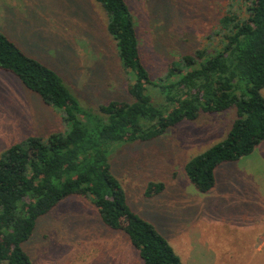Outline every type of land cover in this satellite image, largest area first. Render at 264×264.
Wrapping results in <instances>:
<instances>
[{"label":"rangeland","instance_id":"374dc122","mask_svg":"<svg viewBox=\"0 0 264 264\" xmlns=\"http://www.w3.org/2000/svg\"><path fill=\"white\" fill-rule=\"evenodd\" d=\"M127 2L142 58L157 80L181 54L220 43L217 23L230 0ZM108 21L97 0H0V29L27 54L61 74L77 95L81 119L95 115L102 103L131 98L129 76ZM236 117V108L201 113L159 137L123 142L109 150L112 172L128 203L166 235L184 264H245L246 258L223 253H239L241 247H210L213 241L254 239L264 245V141L250 155L221 164L209 193L199 192L185 171L192 157L227 135ZM66 125L62 114L39 94L16 75L0 70V156L9 145L32 135L65 131ZM150 182H162L164 189L148 195ZM23 247L33 264H143L128 235L107 226L92 200L80 195L41 216ZM211 249L212 255L206 253ZM197 254H202L199 262ZM261 263L259 259L253 264Z\"/></svg>","mask_w":264,"mask_h":264},{"label":"trees","instance_id":"16d2710c","mask_svg":"<svg viewBox=\"0 0 264 264\" xmlns=\"http://www.w3.org/2000/svg\"><path fill=\"white\" fill-rule=\"evenodd\" d=\"M97 1L108 14V32L128 73L131 98L100 104L88 120L79 118L77 95L61 74L0 29V70L16 75L67 123L65 131L29 136L0 156V264H33L23 243L34 235L41 216L72 195L89 197L107 226L124 231L143 264H183L166 235L128 203L109 150L159 137L201 113L236 108L227 135L185 165L195 188L209 193L219 165L250 155L264 141V0H230L217 23L220 43L181 54L157 80L142 58L127 0ZM164 186L150 182L146 193H159Z\"/></svg>","mask_w":264,"mask_h":264},{"label":"crops","instance_id":"0c3cea01","mask_svg":"<svg viewBox=\"0 0 264 264\" xmlns=\"http://www.w3.org/2000/svg\"><path fill=\"white\" fill-rule=\"evenodd\" d=\"M19 81L22 83V81L20 79H19ZM260 145L261 144H259L258 146H260ZM216 178H217V169H216ZM216 183H217V180H216ZM204 194H206V193H204ZM215 246H221V247H224V248H235L236 246L241 247L242 249L239 250V253H237V251H238L237 249H234V250L226 249V250L223 251V253H224V255L225 254L226 255H230L231 253H233V254L235 253L238 259H240L241 257H244V258L247 259L246 262H245V264H253L254 262H258L259 259L263 260V263H264V245H261V244L257 243L254 239H252V240H249V239L234 240L233 239V240H226V241L225 240H222V241H213V242H210V247H215ZM213 252L214 251L211 249L210 251H207L206 253H210V255H212ZM196 257H197L196 258L197 259V262H199L198 259L200 257H202V254L200 256H199V254H197ZM212 260H214V257H213ZM217 260L218 259H217V254H216V261ZM249 260H251V261H249ZM211 262L213 264V261H211ZM218 262H220V261L218 260ZM200 263H202V262H200ZM208 263H209V261H207V263H205V264H208ZM203 264H204V262H203Z\"/></svg>","mask_w":264,"mask_h":264}]
</instances>
